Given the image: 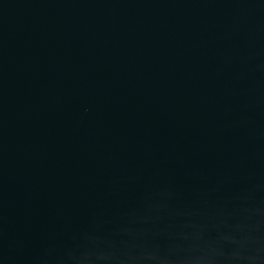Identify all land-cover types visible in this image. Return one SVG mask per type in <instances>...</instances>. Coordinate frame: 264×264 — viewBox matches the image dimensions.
Here are the masks:
<instances>
[{"label": "water", "instance_id": "obj_1", "mask_svg": "<svg viewBox=\"0 0 264 264\" xmlns=\"http://www.w3.org/2000/svg\"><path fill=\"white\" fill-rule=\"evenodd\" d=\"M0 264H264V0H0Z\"/></svg>", "mask_w": 264, "mask_h": 264}]
</instances>
